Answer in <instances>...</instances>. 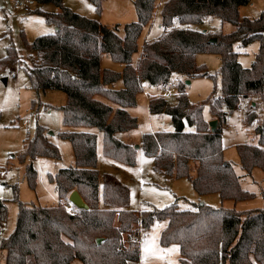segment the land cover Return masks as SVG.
<instances>
[{
	"label": "trees",
	"instance_id": "obj_1",
	"mask_svg": "<svg viewBox=\"0 0 264 264\" xmlns=\"http://www.w3.org/2000/svg\"><path fill=\"white\" fill-rule=\"evenodd\" d=\"M34 1L55 6L54 11L35 10L55 30L31 42L24 40L29 51L27 62L19 61L10 43L0 58V70L19 61L32 89L65 93L60 107L64 129L58 137L70 142L74 162L49 176L58 196L56 205L18 201L15 227L0 241L4 264H71L74 259L84 264H128L139 260V243L131 236L156 221H166L159 242L163 246L176 244L181 264H264V208L236 210L201 202L187 209L171 203L136 211L129 208L128 187L115 175L97 169L98 132L105 157L126 165L135 163V149L120 141L116 133L137 126L128 108L135 105L144 82L165 88L176 76L209 77L195 57L214 53L221 59L220 93L213 90L204 102L217 121L216 129L212 131L204 119L203 104L188 100L185 84L179 80L174 100L153 96L148 103L151 114L170 116L173 130L145 133L141 146L144 154L153 158L154 170L187 178L199 196L251 199L253 194L241 188L239 176L224 159L221 132L228 114L242 104L244 123L254 124L257 142L237 145L241 168L246 173L255 167L264 170V12L256 18L240 16L239 7L250 0H164L160 9L162 33L144 41L139 51L138 40L152 20L156 0H134L137 18L124 24L122 33L118 26L72 11L62 0ZM89 1L100 13L102 0ZM211 17L235 28L229 33L197 29ZM253 42H258L254 60L244 68L234 44L245 47ZM104 56L119 63L121 70L102 67ZM118 81L121 88L114 87ZM37 157H60L41 126L24 142L20 156L22 162L30 160L26 177L31 187L36 179L32 161ZM73 190L79 192L88 209L66 208L64 202ZM5 214L0 201V220Z\"/></svg>",
	"mask_w": 264,
	"mask_h": 264
},
{
	"label": "rangeland",
	"instance_id": "obj_2",
	"mask_svg": "<svg viewBox=\"0 0 264 264\" xmlns=\"http://www.w3.org/2000/svg\"><path fill=\"white\" fill-rule=\"evenodd\" d=\"M134 0H102L101 11L98 13L95 6L89 0H62L63 5L72 11L96 19L108 26L122 27L124 24L136 20L137 15L133 5ZM164 0H156L153 17L140 36L139 50L144 36L148 33L150 38H156V34L162 33L160 26V9ZM39 7L33 1L31 11L28 13L15 12L12 0H0V58L6 53V47L12 43L17 50L20 62H27L29 51L24 46V40L31 42L37 36L52 33L53 25L45 22L43 16L35 10ZM44 10V8L40 7ZM264 12V0H250L246 5L239 7L240 16L256 18ZM235 26L219 18L211 17L197 26L199 30L231 32ZM120 33L122 31L120 30ZM234 50L238 52L237 60L244 68L250 67L258 48V42H253L245 47L239 43L234 44ZM138 54V53H137ZM134 55L133 63H136L138 55ZM18 61V62H19ZM11 64L4 71L0 70V201L5 206V219L0 220L2 234L0 241L7 238L13 231L16 223L18 201L40 206H53L58 203V196L54 182L49 179L60 168L73 165L74 158L71 144L68 140L58 137V133L64 129L62 124L63 114L60 107L65 103V93L61 90L35 91L30 87L29 80L23 65ZM197 65L205 68L209 77L192 78L190 84L185 86V93L192 103L203 104V117L210 121L213 119L205 99L215 90L220 93L221 85V59L218 54L198 53L195 57ZM101 66L119 71L120 64L113 62L109 57H102ZM16 77L11 78L10 73ZM7 78L3 82V78ZM172 81V97L175 99L177 91L175 83H184L179 76ZM183 79V78H182ZM119 82V83H118ZM115 88H121L120 81ZM163 90L155 86L145 87L136 96L134 106L128 108L130 115L137 119V126L123 135L119 134L135 149V163L123 166L120 162L110 158L106 159L102 153V134L98 132L97 155L100 173L109 172L126 185L129 189V208L136 211L160 209L171 203H176L179 208H193L201 202L219 208H233L247 210L264 208V170L255 167L250 173H246L240 164L237 151L239 144H255L254 124L244 123L245 111L241 104V110L235 109L228 114L225 124L222 126V145L224 159L230 162L234 171L239 176L241 188L253 194L249 200L233 201L221 200L217 194L199 196L193 190L187 178H174L154 170L152 158L143 152L141 143L145 133L158 130H173L170 117L167 114H151L148 108V100L151 96L162 97ZM166 99V98H165ZM34 101V104L32 102ZM27 120L28 123H25ZM214 120V119H213ZM46 128L49 140L58 150V159L37 157L32 163L36 170L34 187H31L26 177V166L30 162L20 161L24 142L32 138L36 127ZM96 131V129H91ZM29 131V133H27ZM138 146L136 148L135 146ZM105 157V158H104ZM16 186V189L13 187ZM67 202H64V205ZM73 206V205H72ZM72 206L68 209L71 210ZM166 221H156L149 229L137 235H132L131 240L139 243V260L130 261L128 264H181L179 248L176 244L163 246L159 242L160 233L165 227ZM126 242V234H123ZM0 264H4L3 252L0 251ZM71 264H84L74 259Z\"/></svg>",
	"mask_w": 264,
	"mask_h": 264
},
{
	"label": "crops",
	"instance_id": "obj_3",
	"mask_svg": "<svg viewBox=\"0 0 264 264\" xmlns=\"http://www.w3.org/2000/svg\"><path fill=\"white\" fill-rule=\"evenodd\" d=\"M36 6H38L39 8L40 7H42V8H44L46 11H54V10H56V8H55V6L53 5V4H51V3H46V4H42V5H39V4H37L36 3ZM148 26V25H147ZM161 26V25H160ZM121 28L122 27H118V31H119V33H120V30H121ZM145 28H146V26H145ZM144 28V29H145ZM144 29H143V31H142V34H143V32H144ZM157 36H158V34H156ZM156 36V37H157ZM155 38V37H154ZM140 39V38H139ZM150 39H152V38H150V36H148V33L144 36V38H143V40H142V43L144 42V41H146V40H150ZM140 42V40H138V43ZM141 43V44H142ZM140 51V50H139ZM140 53V52H139ZM139 53L137 54V55H139ZM107 57V56H106ZM119 70H121V65H120V68H119ZM11 77V76H10ZM6 78V77H5ZM11 78H13V77H11ZM15 78V77H14ZM175 79H177V77H174ZM178 78H180V77H178ZM183 78V79H182ZM181 78V80L184 82V84H185V86L187 85V84H190V82H191V80H192V78H186V77H182ZM6 80H7V78H6ZM186 80H189V83H186ZM119 83V82H118ZM120 84H121V86H122V83H121V81H120ZM150 85H148V84H146L145 82L143 83V88H142V90L143 89H145V87H149ZM156 88H157V86H155ZM170 87H172V85L171 86H168V87H165V88H160V89H162L163 91L165 90V89H167V90H169V91H171V89H170ZM159 88V87H158ZM151 97H153V96H151ZM151 97H149V99L151 98ZM148 103H149V100H148ZM238 110H241V109H238ZM158 115H162V114H158ZM170 117V116H169ZM171 120V119H170ZM213 120V119H212ZM210 121H211V117H210ZM209 122V121H208ZM131 130V129H130ZM130 130H127V131H122V132H117L116 133V137L120 140V141H122V142H124V143H127V144H130V145H132V146H134L132 143H130V142H128V140H125V139H123L122 137H119V134H124L125 132H128V131H130ZM105 158V157H104ZM151 158V157H150ZM98 155H97V167H98ZM106 159H108V158H106ZM110 161H111V159H109ZM152 160H153V158H152ZM114 162H116V161H114ZM121 164H123V163H121ZM123 166H129V165H126V164H124ZM131 166V165H130ZM3 227V226H2ZM3 235V234H2ZM0 251H2L3 252V261H4V257H5V253H4V251L3 250H0ZM72 263V262H71Z\"/></svg>",
	"mask_w": 264,
	"mask_h": 264
},
{
	"label": "built area",
	"instance_id": "obj_4",
	"mask_svg": "<svg viewBox=\"0 0 264 264\" xmlns=\"http://www.w3.org/2000/svg\"><path fill=\"white\" fill-rule=\"evenodd\" d=\"M34 0H12V7L14 9L15 12H23V13H28L31 11V5L33 3ZM10 76L11 77H16V74L15 73H10ZM173 94L165 89L162 93V97L163 98H170L172 97ZM237 109H241L240 106H237ZM25 123H28L27 120H25ZM27 133H29V131H27ZM66 208L69 209L72 204L70 202L66 203ZM2 226L0 227V236L2 235Z\"/></svg>",
	"mask_w": 264,
	"mask_h": 264
},
{
	"label": "water",
	"instance_id": "obj_5",
	"mask_svg": "<svg viewBox=\"0 0 264 264\" xmlns=\"http://www.w3.org/2000/svg\"><path fill=\"white\" fill-rule=\"evenodd\" d=\"M213 41H215L213 39ZM3 82H6V78L2 79ZM186 83H189V80H186ZM209 125L212 131H214L216 129L217 126V121L216 120H211L209 121ZM136 148H138V146H135ZM68 201L75 206L78 209H88V205L83 201L81 195L79 194V192L77 190H73L70 192L69 196H68ZM101 239H97V243H100Z\"/></svg>",
	"mask_w": 264,
	"mask_h": 264
}]
</instances>
